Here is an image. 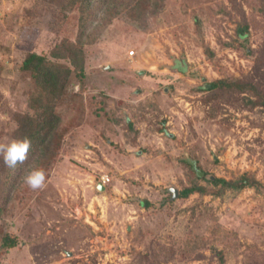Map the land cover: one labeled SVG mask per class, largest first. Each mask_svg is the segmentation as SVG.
<instances>
[{
  "label": "rangeland",
  "instance_id": "374dc122",
  "mask_svg": "<svg viewBox=\"0 0 264 264\" xmlns=\"http://www.w3.org/2000/svg\"><path fill=\"white\" fill-rule=\"evenodd\" d=\"M87 3L85 22L57 1L0 0V143L14 138L15 113L31 112L26 55H49L64 38L85 55L45 187L29 188L24 174L0 181V244L4 232L19 242L0 264H264V109L253 104L264 93V0L131 1L116 15L104 0ZM221 79L255 88L210 89ZM128 91L124 115L153 133L130 153L129 132L109 119ZM245 173L260 185L210 182ZM101 174L111 177L104 191ZM193 183L211 193L172 199L171 187ZM147 198L154 207H141Z\"/></svg>",
  "mask_w": 264,
  "mask_h": 264
},
{
  "label": "trees",
  "instance_id": "16d2710c",
  "mask_svg": "<svg viewBox=\"0 0 264 264\" xmlns=\"http://www.w3.org/2000/svg\"><path fill=\"white\" fill-rule=\"evenodd\" d=\"M62 4L63 8H70L72 10L82 9V14L85 15V22L88 18L86 10L89 7L88 1L91 3L94 0H51ZM106 1L105 10L115 12L118 14L121 8H126L131 1L144 3V0H104ZM119 7V8H118ZM119 9V10H118ZM83 18V17H82ZM83 18V19H84ZM197 20V18H195ZM84 22V23H85ZM239 36L243 38L244 43L247 42V31L245 28H240ZM61 45V46H60ZM60 45L56 47L49 55L38 54L30 52L26 55L19 71L23 74V79L29 82V89L27 91V107L31 112H16L14 121L16 128L13 132L14 138H27L31 142V148L28 153V158L24 164H18L15 169H10L3 164L0 159L1 167L5 177L1 179L5 187L9 185V179H12V185L16 182V176L24 174L28 169L40 168L44 170L47 177L50 175L52 160L57 157L59 149L62 145L65 134L69 131V126L64 123V115L71 107V97L76 96V93L69 91L71 86L76 83H82L83 69H84V51L79 45L74 42L67 41L64 38ZM245 45V44H243ZM65 60V61H60ZM181 74L188 75L184 70H179ZM210 89H249L253 90L255 84L248 82H230L224 79L217 80L210 84ZM257 93V92H256ZM257 99L253 101L255 105H261L264 109V93H257ZM119 107L115 111L114 116L109 117L111 124L125 126L127 138L134 144L139 130L136 125L130 120L128 115L121 114V106L125 102L118 101ZM142 110V109H141ZM118 111V112H117ZM106 116V115H105ZM98 121H104L99 114ZM159 123V122H158ZM163 123V122H161ZM122 125V126H123ZM112 126V125H111ZM77 130L79 126L76 127ZM160 131L165 130L163 124L159 128ZM185 164L184 159H182ZM186 165V164H185ZM185 171V170H184ZM187 173V170L186 172ZM200 177V176H198ZM210 182L217 185H222L224 188L233 190H240L248 185L258 186L253 176L245 173L235 180H226L224 178H215ZM167 192V191H165ZM194 192L201 194H209L211 190L206 186L200 184H191L179 191L178 199H185ZM12 194L5 197L4 202H9L12 199ZM168 196H164L163 201L158 205L164 206ZM166 197V198H165ZM141 206L150 208L154 204L149 200L140 201ZM4 210L3 205H0V212ZM3 235L0 244V251L6 252L18 246L19 242L15 236L10 233Z\"/></svg>",
  "mask_w": 264,
  "mask_h": 264
},
{
  "label": "clouds",
  "instance_id": "9594fccd",
  "mask_svg": "<svg viewBox=\"0 0 264 264\" xmlns=\"http://www.w3.org/2000/svg\"><path fill=\"white\" fill-rule=\"evenodd\" d=\"M131 55H134V51ZM30 148L31 142L29 139L13 138L6 144L0 143V159L6 167L15 169L18 164H24L27 160ZM23 180L29 188L39 190L45 187L46 174L44 170L34 167L24 173ZM98 182L101 183L100 179Z\"/></svg>",
  "mask_w": 264,
  "mask_h": 264
},
{
  "label": "crops",
  "instance_id": "0c3cea01",
  "mask_svg": "<svg viewBox=\"0 0 264 264\" xmlns=\"http://www.w3.org/2000/svg\"><path fill=\"white\" fill-rule=\"evenodd\" d=\"M171 66H174V63H172L171 62V65H170V67ZM170 67L168 68V70L170 71V73H175V74H177V75H180V76H182L183 74H181V72L179 71V70H184V72L185 73H187V67H185V68H180V69H171L170 70ZM167 68L165 67V69L164 70H166ZM139 76H141V75H139ZM131 88H133V87H131ZM167 89L168 88H165L164 90V93H163V97H167V94L165 93L166 91H167ZM158 92V91H157ZM130 92L128 91L127 92V95H125V93L123 94V96H127L128 98H122V100H120V101H123V102H125L124 104H123V106L121 107V111H123L122 113L123 114H126V113H129V111H131V110H134V106H133V102H134V100L129 96V95H131V94H129ZM141 93V92H140ZM139 93V94H140ZM137 95V99H138V97H139V99H141L143 96H141V95H144V94H146V93H141L140 95ZM120 99H121V97H120ZM136 99V98H135ZM137 100H135V102H136ZM139 101V100H138ZM119 103V102H118ZM141 111V113H143L142 112V110H140ZM145 113H147V111H144ZM128 115V114H127ZM126 115V116H127ZM136 113H135V115L133 116L131 113L128 115V117L130 118V120L136 125V129H138L139 130V133H138V135L136 136V139H134L135 141V143L134 144H132L131 143V146H130V150H129V153H130V151H132V150H134V151H136V149H137V147H140L141 145H142V143H144V140L145 139H149V138H151L152 137V135H153V133H149L148 135H145L144 134V127L142 126L143 124H145V122L143 121V119H142V121H138L137 119H141V116L139 117V118H136ZM145 120V119H144ZM169 123L170 122H166V126H168L169 125ZM147 124V123H146ZM116 127H118L117 125H116ZM163 128H165L166 129V127L163 125ZM161 132V131H160ZM146 149V152L144 153V154H149V155H152V154H150L152 151H155V150H153V149H157V151H158V153H159V151H160V149L161 148H159V147H156V148H152V151H148L147 150V148H145ZM133 151V152H134ZM153 153V152H152ZM156 153V152H155ZM155 153H153V154H155ZM160 154V153H159ZM162 154H164V158H166V154L165 153H162ZM171 159H172V156H171ZM140 160V159H139ZM172 161L173 160H171V161H169V162H171L172 163ZM173 166V165H172ZM173 168H174V166H173ZM128 170V168H125V167H119V169H118V171L120 172H118L119 173V175H122L123 173H127V172H125V171H127ZM118 182H116L115 183V185H116V187L114 188V191L115 190H117L118 188H117V186H118ZM149 201H150V199L149 198H147ZM141 207H143V206H141ZM144 208V207H143Z\"/></svg>",
  "mask_w": 264,
  "mask_h": 264
},
{
  "label": "water",
  "instance_id": "95a60500",
  "mask_svg": "<svg viewBox=\"0 0 264 264\" xmlns=\"http://www.w3.org/2000/svg\"><path fill=\"white\" fill-rule=\"evenodd\" d=\"M97 188L100 191H104L106 189V187L100 182L97 183ZM170 191L172 192V199L178 196V190L176 188L171 187Z\"/></svg>",
  "mask_w": 264,
  "mask_h": 264
},
{
  "label": "built area",
  "instance_id": "2783aa9c",
  "mask_svg": "<svg viewBox=\"0 0 264 264\" xmlns=\"http://www.w3.org/2000/svg\"><path fill=\"white\" fill-rule=\"evenodd\" d=\"M100 181H101V183L107 185L111 181V178L107 174H102L100 176Z\"/></svg>",
  "mask_w": 264,
  "mask_h": 264
}]
</instances>
